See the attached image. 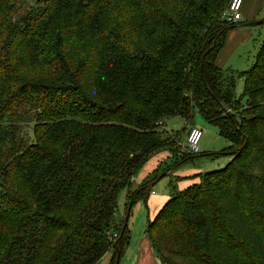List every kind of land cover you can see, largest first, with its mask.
<instances>
[{"label":"trees","instance_id":"16d2710c","mask_svg":"<svg viewBox=\"0 0 264 264\" xmlns=\"http://www.w3.org/2000/svg\"><path fill=\"white\" fill-rule=\"evenodd\" d=\"M18 1L0 0L11 17L0 61V264H101L110 251L119 264L130 233L118 197L153 156L178 155L161 126L192 123L195 112L234 158L175 192L148 223L150 247L160 264H264V43L249 71L223 72L219 54L237 26L222 16L230 0H40L16 17ZM77 33L81 47L63 39Z\"/></svg>","mask_w":264,"mask_h":264},{"label":"rangeland","instance_id":"374dc122","mask_svg":"<svg viewBox=\"0 0 264 264\" xmlns=\"http://www.w3.org/2000/svg\"><path fill=\"white\" fill-rule=\"evenodd\" d=\"M40 0H20L16 4V17L36 9ZM255 5V0H254ZM264 10V7H263ZM121 18L122 14H116ZM10 15L0 14V61L8 52L6 38L10 29ZM262 19V20H261ZM264 13L260 19L263 21ZM246 23L244 20L237 25ZM251 23V22H250ZM240 30V31H237ZM74 36V37H71ZM70 40L73 47L78 48L84 44L83 36L64 35L63 39ZM243 42V43H242ZM242 43V44H241ZM264 43V22L255 27H235L230 30L225 46L219 54V65L226 75L231 73L241 74L249 71L256 62L257 55ZM241 44V45H240ZM12 56V54H11ZM15 72L21 70L20 62L15 64ZM245 89V80L239 79L235 89L237 100L246 105V99L243 96ZM240 108V106L238 107ZM243 108V109H242ZM242 110V111H241ZM242 114L247 116L248 109L246 106L241 107ZM33 125L23 127V132L34 138ZM162 130L168 135L178 138L176 151L165 150L153 156L135 175L133 185L121 191L118 197L117 220L122 222L127 217L128 204L130 197L139 189V184L150 183V192L148 199L138 200L131 208L127 225L130 233V244L123 253L119 264H134L143 249L148 246L149 239L147 226L150 220H154L164 205L172 198L175 192H181L200 182V175L208 172L224 169L232 162L233 156L229 155L231 143L223 138L217 128L209 125L203 117L195 112L192 123L186 121L182 116H175L166 120L165 125L161 126ZM196 128L202 132L199 143L200 152L197 155L192 154L188 149L187 136L191 129ZM192 157L188 162H182L181 157ZM175 187V191L172 188ZM154 192V194H153ZM168 197L165 203L159 207L162 202L161 198ZM147 237V238H146ZM151 248L153 254V264H159L157 254ZM114 252L110 251L103 259L101 264H111ZM148 256V254L146 255Z\"/></svg>","mask_w":264,"mask_h":264},{"label":"crops","instance_id":"0c3cea01","mask_svg":"<svg viewBox=\"0 0 264 264\" xmlns=\"http://www.w3.org/2000/svg\"><path fill=\"white\" fill-rule=\"evenodd\" d=\"M263 7H264V0H255V5H254V0H244L241 21L244 20L246 23L256 22V20L260 19L261 14L264 13ZM261 22L263 23L264 19ZM246 23H241L240 25H243ZM237 31H240V30H237ZM140 186L141 184H139V187ZM161 200L162 202L160 203L158 208H160V206L165 203V200L166 201L168 200V197L161 198ZM144 248H148L149 252L146 249H143L141 251V254L138 256L137 261L134 262V264H153V256H152L153 254H151L150 244H148V246H145ZM147 254L148 256H146ZM159 264H160V261H159Z\"/></svg>","mask_w":264,"mask_h":264},{"label":"built area","instance_id":"2783aa9c","mask_svg":"<svg viewBox=\"0 0 264 264\" xmlns=\"http://www.w3.org/2000/svg\"><path fill=\"white\" fill-rule=\"evenodd\" d=\"M244 0H230L226 10L223 13V19L229 24H238L242 20V10ZM160 125H163L160 122ZM202 137V132L199 129L193 128L189 131L187 136V145L191 154H198L200 151L199 143ZM154 194V192H153Z\"/></svg>","mask_w":264,"mask_h":264},{"label":"water","instance_id":"95a60500","mask_svg":"<svg viewBox=\"0 0 264 264\" xmlns=\"http://www.w3.org/2000/svg\"><path fill=\"white\" fill-rule=\"evenodd\" d=\"M260 24H261V21H257V22L246 23V24H243V25H237L236 27H255V26H258ZM131 208H132V205L129 206L127 217H126V221L128 220V217L130 215ZM117 264H118V262H117Z\"/></svg>","mask_w":264,"mask_h":264}]
</instances>
